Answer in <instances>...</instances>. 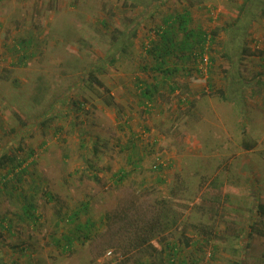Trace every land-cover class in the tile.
<instances>
[{
	"label": "rangeland",
	"instance_id": "obj_1",
	"mask_svg": "<svg viewBox=\"0 0 264 264\" xmlns=\"http://www.w3.org/2000/svg\"><path fill=\"white\" fill-rule=\"evenodd\" d=\"M244 4L146 0L124 7L123 0H0V155L27 167L12 194L9 167L0 168V182L10 184L0 190V209L20 211L31 200L39 220L29 240L35 247L16 241L17 260L237 264L243 255L244 264H264L260 12L245 26L243 54L233 63L238 82L246 85L239 90L245 113L221 95L230 72L222 44ZM181 15L192 22L186 28L195 36L185 40L170 21L171 41L162 43L158 35L167 30L165 21ZM199 33L210 35L209 45L196 39ZM119 35L127 40L110 55ZM165 45L170 55L160 71L173 66L184 74L157 92L151 88L143 99L147 81L158 73L150 51ZM202 54L211 63L207 75L197 70ZM92 69L100 70L96 76L113 107L89 85ZM244 143L253 148L245 150ZM157 153L167 164L161 173L151 170ZM119 170L127 177L117 182L112 176ZM76 209H83L77 221L92 220L93 230L77 231L70 220ZM155 222L159 226L148 243L140 244L139 235ZM22 229L28 237V226ZM67 233L75 243L60 239Z\"/></svg>",
	"mask_w": 264,
	"mask_h": 264
},
{
	"label": "trees",
	"instance_id": "obj_2",
	"mask_svg": "<svg viewBox=\"0 0 264 264\" xmlns=\"http://www.w3.org/2000/svg\"><path fill=\"white\" fill-rule=\"evenodd\" d=\"M141 1H143V2L141 3ZM147 1H149V0H147ZM145 2H146V0H123V5H124V7L143 6V5H145ZM148 3H150V2H148ZM261 3L263 5H261ZM258 12H260L259 16H262L264 18V0H245V4L242 7H240L238 15H237L234 23L226 29V39H225V42L222 44V58L226 59L230 63L229 64L230 72H227V75H226V79L228 82L227 83L228 84L227 90L225 91V93H222L221 95L228 98V100L233 102V104L237 105L238 108L240 107V112L242 114L245 113L244 112L245 107L243 106V103H242V97L240 96V91L246 85L242 82L241 83L238 82V80L236 78V74H235L236 71H235L233 63H234V61H237L238 58L241 57V55L243 54V43L245 40L244 39L245 38V36H244L245 26L250 24L251 18L255 14L257 15ZM170 21H172L174 24H176L178 26V29L183 33L185 40H187L189 37L195 36L191 32H188V30L186 28V23H188V17L186 15L176 16L174 19L169 20L168 22L166 21L167 30L164 32H161V35H158V37H159V39H161L162 43L171 41V37H169L168 35H170L172 30H174L172 28V26L174 24L170 23ZM122 36L119 35L118 37H114V42L112 45L113 49L110 48L109 49L110 52L108 51L110 53V55L116 54L120 50V47L124 46V43L127 39L125 36L124 37H122ZM196 39L198 41L204 42V35H201V33H199V34H197ZM175 44L176 45L179 44L181 46L183 45L185 47L184 42L177 43V41L175 40ZM168 50L169 49H167V47L165 45L161 49L156 48V49H154V51L153 50L150 51V53L153 52L154 59L157 63L156 65H158V64L162 65L165 63L166 57H168L170 55ZM198 57H200V55H198ZM110 58H111V62H113V57L110 56ZM156 70H158V69L156 68ZM96 73H100V70L99 69H92L91 71L88 72V75H87L88 83H89V85H91V86L97 88L98 90L102 91V95L100 98L106 107H113L115 105V102L112 99V97L110 96L109 90L97 78ZM149 93H150L149 89H146V91L144 90V92H142L141 94L145 98H149V97H147V95ZM243 147L245 150L248 151V150H251L253 148V145H248L247 143H244ZM14 161H15L14 157L11 155H8L6 153H3L0 155V168H4L5 166L7 168L9 167L8 168L9 169L8 174L10 176V181L13 183V186L11 185V189L9 191L10 194H12V192L17 191V189L19 188V185H21L24 174H26V172H27L26 171L27 167H23V165L21 167L20 163L15 165V164H13ZM128 161L131 163V157L128 158ZM124 176H125V174L122 172V170H119L117 172V174L113 175L112 177L114 179H116L117 182H120L127 177V174L125 177ZM94 178H95V180H97L96 177H94ZM6 179L7 178H4L2 181H5ZM9 185L7 186L6 182H4V183L0 182V190L2 189L3 186H5L7 188V187H9ZM20 196L21 195H19V197ZM23 198H24V196H23ZM24 205H25L26 210H28V214L31 215V217H33V219L37 218L34 215V213H35V211L33 209L34 203L31 200H28V202L26 201ZM259 210H260V214L263 215L264 209L262 206L259 207ZM252 218H254V217L252 216ZM252 218H250V221H252ZM107 221H109V217L107 218ZM158 226H159V222L150 223L148 228L145 229L141 235H139L140 244L143 245L145 243H148V241L150 240V237L156 231ZM80 227L77 228V231L89 232L90 228L92 227V224H90V222H88L84 226H80ZM245 240L246 239H243V242H245ZM247 247H248V245L245 244V248H247ZM245 248L243 250H245ZM171 254H174V250H173V252H171ZM239 260L240 261L237 264H244L245 259H244L243 255L239 256ZM171 262H173V258L171 259Z\"/></svg>",
	"mask_w": 264,
	"mask_h": 264
},
{
	"label": "crops",
	"instance_id": "obj_3",
	"mask_svg": "<svg viewBox=\"0 0 264 264\" xmlns=\"http://www.w3.org/2000/svg\"><path fill=\"white\" fill-rule=\"evenodd\" d=\"M187 15L189 16V14H187ZM190 16L193 18V20L191 19L192 22L195 23V21H197V20H195L196 19L195 16L192 14H190ZM192 22L189 20V23H192ZM189 23H188V25H189ZM155 64H157V63H155ZM155 68L158 69V70L154 69L158 73L155 74L156 75V76H154L155 79L147 81V85L144 87L145 91H146V89L150 90L152 88L153 91L157 92L160 89L164 88L166 84H169L170 80H176V79L182 78V75L184 74V71H182L180 69H176L173 66H171V68L173 70L170 69V71H167L169 74L167 72L164 73V71H160L161 70L160 65L159 66L156 65ZM177 73H179L180 75H176ZM167 76H170V77H167ZM148 82H150V83H148ZM143 84H145V83H143ZM187 85H184V87H187ZM126 89H127V87H126ZM142 92H144V91H142ZM140 97L143 99H148V98H145L141 94H140ZM147 97H150V96L147 95ZM139 103L140 102H137V104H139ZM134 156H135V152H134V155L131 156L132 160H134ZM135 159L138 160L139 158L135 157ZM119 168H121V167H119ZM122 172L126 176L127 171L122 170ZM1 174H2V172L0 170V175ZM82 212H83V209H76L72 213V216H74V217H72V219H70V220H72L73 223L77 222L76 226H78V227L84 226L85 224H87L89 222V221L81 222L80 220L77 221V218L80 217V214ZM11 215H12V217H11ZM16 216H21V218L19 217V218L15 219L14 217H16ZM14 220H16V221H14ZM37 221H39V220H34L33 217H31V215L28 214V210H26L24 204L21 207L20 211H13V210L8 211L7 209H0V264H12L14 262H17L18 264H26V262H28V261L24 262L23 260H17L15 258L14 253H15V249H16V245H17L16 241H18V243H20V244H27V242H29L30 244L34 245V243L29 241V240H31V234L35 232V229H37V227H36ZM90 224H92V227L90 228V230L91 229L93 230L95 223H93V221L91 220ZM24 225L28 226V229L30 230V231L26 232V233H28V237L25 236L24 234L21 235V233H23V231H24V229H22V228H24ZM55 226L58 227L57 224H55ZM68 236H69V234L67 233L66 235H62L60 237V239L62 241L68 240L69 243H72L73 242L72 237L71 236L68 237ZM26 237L28 238V241H27ZM73 243H75V242H73ZM34 247H35V245H34ZM25 257H27V259L30 258L29 256H25Z\"/></svg>",
	"mask_w": 264,
	"mask_h": 264
},
{
	"label": "built area",
	"instance_id": "obj_4",
	"mask_svg": "<svg viewBox=\"0 0 264 264\" xmlns=\"http://www.w3.org/2000/svg\"><path fill=\"white\" fill-rule=\"evenodd\" d=\"M210 40H211L210 35H207V34L204 35L205 45H209ZM210 66H211V63H210L209 57L206 54H202L199 57V66L197 68L198 72L202 75H207L210 71ZM166 167H167V164L165 163L162 157V154L157 153L154 156V161L151 166V170L155 173H161L163 170H165ZM111 254H112L111 251L107 252V256H111Z\"/></svg>",
	"mask_w": 264,
	"mask_h": 264
}]
</instances>
